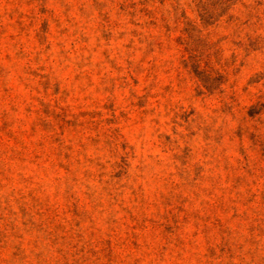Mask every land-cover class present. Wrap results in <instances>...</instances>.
Here are the masks:
<instances>
[{"label": "rangeland", "instance_id": "1", "mask_svg": "<svg viewBox=\"0 0 264 264\" xmlns=\"http://www.w3.org/2000/svg\"><path fill=\"white\" fill-rule=\"evenodd\" d=\"M0 264H264V0H0Z\"/></svg>", "mask_w": 264, "mask_h": 264}]
</instances>
